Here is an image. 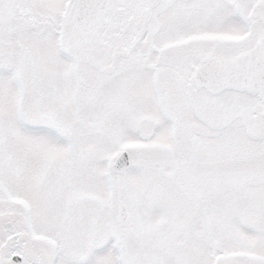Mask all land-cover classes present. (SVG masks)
<instances>
[{"label":"snow or ice","instance_id":"6c2138e0","mask_svg":"<svg viewBox=\"0 0 264 264\" xmlns=\"http://www.w3.org/2000/svg\"><path fill=\"white\" fill-rule=\"evenodd\" d=\"M0 264H264V0H0Z\"/></svg>","mask_w":264,"mask_h":264}]
</instances>
